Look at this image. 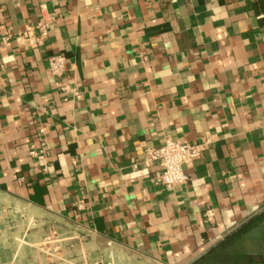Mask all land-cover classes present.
Segmentation results:
<instances>
[{"label": "crops", "instance_id": "0c3cea01", "mask_svg": "<svg viewBox=\"0 0 264 264\" xmlns=\"http://www.w3.org/2000/svg\"><path fill=\"white\" fill-rule=\"evenodd\" d=\"M168 138L204 144L171 189L130 167ZM0 196L108 264L198 261L264 209V0H0Z\"/></svg>", "mask_w": 264, "mask_h": 264}, {"label": "rangeland", "instance_id": "374dc122", "mask_svg": "<svg viewBox=\"0 0 264 264\" xmlns=\"http://www.w3.org/2000/svg\"><path fill=\"white\" fill-rule=\"evenodd\" d=\"M82 238L90 244L85 248L94 260L90 264H108L103 260L107 249L89 236L0 196V244L11 241L15 251L28 259L34 257L41 264H72L73 257L81 253Z\"/></svg>", "mask_w": 264, "mask_h": 264}, {"label": "built area", "instance_id": "2783aa9c", "mask_svg": "<svg viewBox=\"0 0 264 264\" xmlns=\"http://www.w3.org/2000/svg\"><path fill=\"white\" fill-rule=\"evenodd\" d=\"M37 28L45 35L44 25L39 23ZM47 68L51 76L58 80L65 72V59L62 56H52L47 60ZM203 147V143L191 144L168 138L162 146L144 151L141 161H132L130 167L137 171L140 165L148 168L151 164L158 163L161 171L156 177V184L167 189L175 188L187 182L183 166L190 164Z\"/></svg>", "mask_w": 264, "mask_h": 264}, {"label": "trees", "instance_id": "16d2710c", "mask_svg": "<svg viewBox=\"0 0 264 264\" xmlns=\"http://www.w3.org/2000/svg\"><path fill=\"white\" fill-rule=\"evenodd\" d=\"M193 264H264V209Z\"/></svg>", "mask_w": 264, "mask_h": 264}]
</instances>
